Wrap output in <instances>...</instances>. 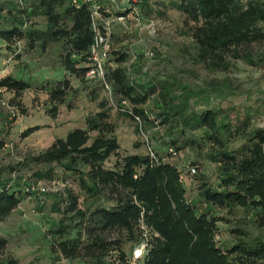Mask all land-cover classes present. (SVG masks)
Masks as SVG:
<instances>
[{
	"label": "trees",
	"instance_id": "1",
	"mask_svg": "<svg viewBox=\"0 0 264 264\" xmlns=\"http://www.w3.org/2000/svg\"><path fill=\"white\" fill-rule=\"evenodd\" d=\"M92 11L82 0L78 5L73 0H0V40L5 48L13 55L26 50L42 55L52 48L58 59L62 77L48 88L51 106L47 112L56 116L69 91L75 90L69 76L84 83L91 80L87 91L90 101L96 102L84 119L85 127L69 130L27 158L36 166L29 175L11 176L19 169L17 165L0 168V228L27 199L38 219L48 223L42 237L48 253L55 255L54 261L132 264L134 244L143 241L140 226L144 222L152 228L164 223L168 227L153 228L159 230L160 238L147 245L142 261L134 264H264V127L259 123L264 117V97L247 107L230 104L214 109L208 106L212 98H218L219 90L225 87L237 94L227 79L224 84L211 81L207 88L182 85L174 93L172 87L179 85L176 81L168 85L162 80L130 83L129 73L116 67L111 76L106 75L107 84L112 78L111 90L135 104L131 112L120 111V115L133 119L136 130L140 127L138 117L155 121L162 116L168 123L167 137L161 140L165 149L151 147L157 163L147 150L145 154H122L105 84L85 76L94 40ZM168 11H174L190 29L196 48L194 62L208 72L232 73L237 63L264 66V0H126L116 14L131 13L147 22L153 16L166 18ZM97 26L105 32V25ZM123 57L121 54L120 60ZM137 67L138 63L133 64V71ZM157 85L161 105H156L157 111L151 109L154 117L148 118L139 104L155 94ZM0 86L19 94L29 83L6 76L0 79ZM198 102L205 107H195ZM40 128L29 126L21 136ZM192 131H200L203 139ZM204 145L208 148L205 159L216 163V178L198 173L196 193L187 198L183 177L195 173H190L186 165L191 161L187 162L180 150L190 155L189 147ZM170 148L182 157L184 169L178 170L166 160ZM57 168L60 173L56 175ZM54 176L63 180L59 190L33 186ZM67 178L75 180L76 189ZM81 196V204L88 202L86 208L79 203ZM212 207L227 209L234 216L242 211L247 215V229L230 227L233 237L222 240L220 247L214 236L219 219L208 216ZM65 218H70L68 223ZM223 220L229 222L227 217ZM7 243V236L0 232V264H17L5 253Z\"/></svg>",
	"mask_w": 264,
	"mask_h": 264
},
{
	"label": "rangeland",
	"instance_id": "2",
	"mask_svg": "<svg viewBox=\"0 0 264 264\" xmlns=\"http://www.w3.org/2000/svg\"><path fill=\"white\" fill-rule=\"evenodd\" d=\"M125 2L126 0H96V4L99 6L95 10V24L107 26L110 34L111 51L105 64L106 75L109 73L111 76L116 67H122L127 74L129 73L130 83H134L133 81L144 83L146 80H150L154 83L165 81L168 85L176 81L179 85L176 88L172 87L174 93L178 92V88L182 85L192 88L202 85L207 88L211 81L214 83L219 81L220 84H224V80L227 79L231 90L234 89L233 91L237 94L232 95L225 87L219 90L218 98H212L208 106L214 109L219 106L225 108L230 104H234L238 108L247 107L257 101V98L264 97V66L239 65L237 63V67L233 69L232 73L208 72L194 62L196 48L189 34L190 29L175 15L174 11H168L167 17L164 19L153 16L152 20L155 22L156 29L154 33H149L146 21L137 20L131 16V13L125 16L123 23L115 20L116 12L122 11ZM106 22L108 23L106 24ZM51 49L49 48L42 55L29 50L22 51L19 55H15V53L13 55L0 40V79L12 76L29 83V86L19 94L0 86V168L7 169L9 165H17L16 167L19 169L11 176L15 174L29 175L30 170L36 166L29 163L27 158L45 149L55 138L64 137L69 130L85 127L84 119L96 105V102L90 101L87 91L92 87V81L86 79L84 83L82 80L68 75L71 86L75 90L69 91L65 102L59 105L56 116L52 117L47 112L51 106L47 96L48 88L56 83V79L62 77L58 59ZM147 52L154 53V56L149 57L145 54ZM121 54L124 56L122 60H120ZM135 63H138V71H133L132 66ZM112 84L113 79L109 77L110 90L105 94L108 95L109 105L112 107L111 119L117 125L116 134L120 152L122 154L136 152L145 154L148 146L150 148L155 146L159 150L163 149L164 145L161 144V140H165L167 137L168 123L163 121L162 116L155 118V121H143L141 117H138L136 122L140 127L139 130H136V123L133 119L120 115V111L131 112L135 104L124 98L119 92L114 93ZM84 87L89 88L85 89ZM158 90L159 85L156 86L154 95L139 104L146 111L148 118L154 117L151 109L157 111L159 108L156 105H161V99L157 94ZM100 92L99 94H101ZM16 94L19 95L18 98L21 99L22 106L19 105ZM230 100L232 103L229 102ZM173 101L175 103V99ZM195 107L204 108L205 105L198 102ZM259 123L264 127V117L259 120ZM35 125H39L41 128L26 137L21 136L23 130ZM192 133L200 141L203 139L200 137L202 134L200 131H192ZM183 150H180V155L183 154V158L187 162L191 161L185 165L194 170L192 172L190 169L191 174L195 173L192 177L189 175L183 177L187 187L186 195L189 198L190 195L196 193L199 181L196 178L199 177L198 173L204 172L207 177L210 176L213 180L216 178V163L205 159V151H208L207 145L189 147L190 155ZM178 156L170 153L166 160L181 170L183 168L180 163L182 157ZM19 163L22 164L19 165ZM189 164L190 166H188ZM59 173L57 168L56 175ZM67 180L75 189L77 188L75 180L71 178H67ZM62 185L63 180L55 178V176L52 179L38 180L33 184L34 187L44 186L50 192L59 190ZM81 200L83 201L82 196L79 198V203L82 208H86L85 205L87 206L88 202L83 205ZM32 207V203L26 199L6 221L1 223L0 232L4 236L6 235L8 240L5 253L15 258L17 264H79L77 261L64 258L54 261L55 255L48 253L46 238L42 237V231L45 232L48 223L43 219H38L39 214L32 212ZM236 215L234 216L227 209L222 208L212 207L209 210V218L219 219L216 223L217 228L214 236L220 247L222 240L233 237L229 232L230 227L240 225L247 229V215L242 211H238ZM51 216L53 219L56 217L55 214ZM226 217L229 222L223 220ZM64 220L68 223L70 218ZM167 227L168 225L164 223L153 228L166 229ZM153 228L145 225L144 222L141 223L140 230L143 234V241L134 244L130 259L132 264L142 261L139 259L147 252V245L149 246L155 238H160L159 230L154 231ZM255 231L251 229V232ZM110 232L114 234V230ZM109 233L107 236L112 239V233ZM141 243H144L145 247L142 254L135 258L134 249ZM124 249L129 250L127 244H124Z\"/></svg>",
	"mask_w": 264,
	"mask_h": 264
},
{
	"label": "built area",
	"instance_id": "3",
	"mask_svg": "<svg viewBox=\"0 0 264 264\" xmlns=\"http://www.w3.org/2000/svg\"><path fill=\"white\" fill-rule=\"evenodd\" d=\"M21 2V0H19ZM85 3H89L94 10L92 11V25H93V29H94V40L91 44L90 47V51H89V55H88V60L90 62V66L88 68V70L85 73V76L87 78H98L99 80H102L105 84V87L108 90H110L109 85L106 82V70H105V64H106V60L107 57L111 51V42H110V34L108 31V27L104 26L105 28V32L102 33L99 29V27L95 24V10L97 4H96V0H82ZM73 3L78 5V0H73ZM126 15H119L115 17V20L117 22H124ZM108 22H106L107 24ZM155 22L153 20H148L146 22V28L148 30L149 33H154L155 31ZM147 55L151 56L153 53L152 52H147ZM138 119V118H137ZM170 153H174L173 149H169ZM150 158L152 159L153 163H157V158L154 154V152L152 151V149L148 146L147 149ZM191 171L193 172L194 170L191 169ZM145 244L141 243L139 244L135 249H134V257L137 258L142 254V250L144 249Z\"/></svg>",
	"mask_w": 264,
	"mask_h": 264
}]
</instances>
